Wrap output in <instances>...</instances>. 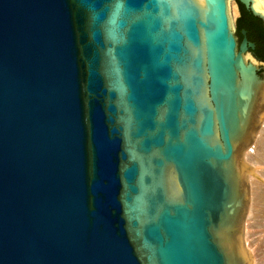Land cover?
I'll return each instance as SVG.
<instances>
[{"label": "water", "instance_id": "obj_1", "mask_svg": "<svg viewBox=\"0 0 264 264\" xmlns=\"http://www.w3.org/2000/svg\"><path fill=\"white\" fill-rule=\"evenodd\" d=\"M234 2L0 0V264H249Z\"/></svg>", "mask_w": 264, "mask_h": 264}, {"label": "rangeland", "instance_id": "obj_2", "mask_svg": "<svg viewBox=\"0 0 264 264\" xmlns=\"http://www.w3.org/2000/svg\"><path fill=\"white\" fill-rule=\"evenodd\" d=\"M228 15L233 30L237 17L234 0H228ZM247 55L252 61V56L249 53ZM238 162L240 167H244L246 196V212L240 230V252L248 254L249 264H264V104L263 109H257L256 126L244 151L240 152Z\"/></svg>", "mask_w": 264, "mask_h": 264}, {"label": "flooded vegetation", "instance_id": "obj_3", "mask_svg": "<svg viewBox=\"0 0 264 264\" xmlns=\"http://www.w3.org/2000/svg\"><path fill=\"white\" fill-rule=\"evenodd\" d=\"M247 11L240 15L238 25L239 29L237 33H234V35L238 44L244 37L247 42L253 44V47L247 45L246 53H249L252 56V62L259 67L257 73L261 76L264 65V24L261 19L253 16L249 11Z\"/></svg>", "mask_w": 264, "mask_h": 264}, {"label": "bare ground", "instance_id": "obj_4", "mask_svg": "<svg viewBox=\"0 0 264 264\" xmlns=\"http://www.w3.org/2000/svg\"><path fill=\"white\" fill-rule=\"evenodd\" d=\"M252 5H253V8L255 9V10H260L261 11V13L264 15V0H252ZM227 9H228V0H227ZM246 55L247 54H244V57L245 58H247L246 57ZM248 144V143H247ZM247 144H243L242 146H241V151L240 152H242V151H244V149H245V147L247 146ZM240 164H239V162H238V165H237V167H240L239 166ZM245 184V183H244ZM246 212V211H245ZM241 223H242V221H241ZM241 225L239 226V237H240V234H241ZM254 264V263H253Z\"/></svg>", "mask_w": 264, "mask_h": 264}]
</instances>
